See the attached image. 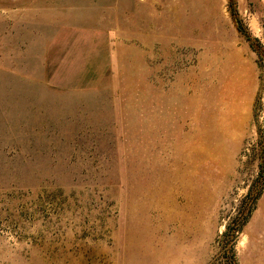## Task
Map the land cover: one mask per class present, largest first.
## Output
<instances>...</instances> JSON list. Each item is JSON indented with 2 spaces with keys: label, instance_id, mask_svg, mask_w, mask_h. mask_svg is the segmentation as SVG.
Segmentation results:
<instances>
[{
  "label": "rangeland",
  "instance_id": "obj_1",
  "mask_svg": "<svg viewBox=\"0 0 264 264\" xmlns=\"http://www.w3.org/2000/svg\"><path fill=\"white\" fill-rule=\"evenodd\" d=\"M252 37L264 0H0V264H264V187L221 246L264 136Z\"/></svg>",
  "mask_w": 264,
  "mask_h": 264
},
{
  "label": "trees",
  "instance_id": "obj_2",
  "mask_svg": "<svg viewBox=\"0 0 264 264\" xmlns=\"http://www.w3.org/2000/svg\"><path fill=\"white\" fill-rule=\"evenodd\" d=\"M237 26L240 29V25ZM251 46L255 49V52L257 54L258 65L264 63V46L259 43V41H257V39L254 37H252L251 39ZM258 77L262 82L261 72H259ZM258 93L256 94L253 103V114H255V107L258 101ZM257 134L258 135L256 139L250 146V153L252 155H255L257 159L256 175L249 183L244 196L240 200V204L237 207L235 214L231 218L230 222L225 224V228L221 232V237L223 239L221 246L223 247L224 252H230V255L232 256V262L234 260L232 245L235 234L239 231L243 220L247 217L255 199L264 187V136L260 135V133Z\"/></svg>",
  "mask_w": 264,
  "mask_h": 264
}]
</instances>
